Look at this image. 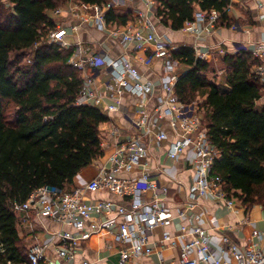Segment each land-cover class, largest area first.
I'll return each mask as SVG.
<instances>
[{
    "label": "built area",
    "instance_id": "2783aa9c",
    "mask_svg": "<svg viewBox=\"0 0 264 264\" xmlns=\"http://www.w3.org/2000/svg\"><path fill=\"white\" fill-rule=\"evenodd\" d=\"M144 2L148 14L138 16L142 22L140 25L136 21L123 26L109 22L107 13L118 6L116 2L103 5L70 2L53 10V16L60 19L54 18L56 25L49 30L45 41L58 45L59 49L74 47L70 63L80 69L84 77L77 104H91L104 111L114 112L123 108V96L126 93L138 96L140 101L139 108L129 109L125 114L134 126V135L120 142L106 162H92L96 164L98 174L89 182L63 191L43 186L33 191L26 201L12 203L13 209L20 215L21 237L26 233L33 237L27 260L20 264H76L83 242L100 234L110 239L106 248H119L121 263L139 256L161 255L165 242L174 238L169 231L164 233L160 241L153 240L151 235L156 227L169 224L175 216L168 205L171 184L160 178L165 167L160 164L155 170L151 169L149 143L161 144L167 140L165 130L157 128L158 121L165 116L170 118L172 127L180 133L170 144L168 159L176 160L189 147L195 151L191 162L193 180L178 216H188L198 200L209 195L229 208L234 209L237 203L246 208L242 199L229 195L223 187L222 178L213 173L221 151L203 128V116L197 110L196 103L184 104L180 101L176 84L181 76L178 72L181 62L173 56L177 47L167 36L154 31L150 14L155 13L156 0ZM219 16L216 10L209 13L197 10L194 19L187 21L182 29L197 32L199 23H203V31L211 33L217 28ZM88 27L103 31L107 38L120 36L123 43L136 42L139 47L143 41L154 44V49L142 61L150 65L156 59H162L168 76L163 83L164 94L157 97L152 113H147L144 106L154 94L153 83L143 80V73L130 55L112 57L107 53L89 54L92 50L85 43L69 40V35L75 36ZM233 27L237 28V25ZM43 42H36L35 47ZM243 49L259 59L260 63L254 68L264 83V46L248 47L241 44L236 51ZM197 56L207 61L210 59L208 52H199ZM102 74H106L108 79L103 81L101 88L94 87L98 76ZM104 97L109 101L103 103ZM121 131L120 124L112 126L113 134L119 135ZM132 173L136 175L127 176ZM177 185L183 188L184 183L178 180ZM99 191L123 198L125 203L93 197ZM47 220L60 227L51 229ZM245 222H251L248 216ZM68 226L74 230H69ZM252 236L263 238L264 233L255 229ZM177 237L182 239L179 244L180 264H264V251L257 242L244 247L224 235L222 246L217 251L207 229L189 225L182 226ZM8 263L16 264L12 261ZM81 264L91 262L83 259ZM160 264L168 263L161 259Z\"/></svg>",
    "mask_w": 264,
    "mask_h": 264
},
{
    "label": "trees",
    "instance_id": "16d2710c",
    "mask_svg": "<svg viewBox=\"0 0 264 264\" xmlns=\"http://www.w3.org/2000/svg\"><path fill=\"white\" fill-rule=\"evenodd\" d=\"M110 0H0V261L27 260L33 237L20 234L15 201L43 186L66 190L75 176L103 154L101 124L109 117L91 104H77L84 77L70 63L74 47L45 41L53 10L70 2L103 5ZM232 0H156L161 23L181 30L195 12L220 13L217 26H233ZM132 11L111 9L109 22L126 25ZM44 41L38 47L35 43ZM188 67L176 84L180 101L196 103L202 126L221 151L213 173L248 210L264 205V83L259 59L239 50L222 56L228 90L212 63L183 45L173 51ZM200 98H203L200 100ZM3 249V251H2Z\"/></svg>",
    "mask_w": 264,
    "mask_h": 264
},
{
    "label": "crops",
    "instance_id": "0c3cea01",
    "mask_svg": "<svg viewBox=\"0 0 264 264\" xmlns=\"http://www.w3.org/2000/svg\"><path fill=\"white\" fill-rule=\"evenodd\" d=\"M114 1L118 3L115 10L132 11L134 18L129 21L130 23L136 21L140 25L142 22L139 21L138 16L142 13L144 15L148 14L144 0ZM228 10L229 16L235 23L233 26L237 25V28L233 26H217L211 33L203 31V23H199V31L197 32H187L183 29L173 30L170 27L164 26L155 13L150 14V19L155 29L154 31L158 35L167 36L177 48L183 45H190L196 49L197 54L199 52L209 53L210 59L208 61L212 64V60L216 61V66L215 64L213 66L217 70H221L219 72V81L223 83L222 87L224 90H228L229 86L226 83V74H222L225 70L223 67L220 68L222 56L229 52H235L237 46L241 44L247 45L248 47H255L259 44L264 46V0H232V4ZM54 18L60 19L57 16ZM68 38L70 41L80 40L85 43V46H89L92 50L89 54L104 55L107 53L112 57L130 55L133 62L143 73V80L153 83L154 94L150 96L146 106H144L147 113L153 112L157 104V97L164 94L163 83L168 74L165 71V65L162 59H156L150 65L143 63L142 59L154 49L152 42L143 41L140 47L136 42L123 43L120 36L107 38L103 31L95 27H88L75 36L69 35ZM218 60L219 62H217ZM187 69L188 67L181 63L178 72L183 73ZM107 79L108 76L106 74L98 76L94 87L101 88L104 83L103 81ZM202 99L200 98V100ZM103 100V103L109 101L106 97ZM139 101L140 98L138 96L126 93L123 96V108L121 110L114 112L104 111L109 119L101 124L103 154L95 159L98 163L106 162L108 156L116 150L120 142L134 135V126L125 114L129 109L135 110L139 108ZM262 101L264 102V98ZM115 123L120 124L122 127L119 135L112 133V126ZM157 128L165 130L168 138L161 144L149 143V161L152 170H155L160 164L165 167V171L161 174L160 178L163 182H170L171 184V188L168 191V205L174 213L175 218L165 226L156 227L151 237L155 241H160L164 237V233L169 231L174 239L165 242L161 255L139 256L129 262L121 263L119 248L117 246L111 249L106 248L107 243L110 242L109 237L103 236L102 234L95 235L91 239L83 242L75 260L76 264H81L83 259H88L91 264H160L161 259L168 264H180L179 244L182 239L177 237V235L180 234L181 227L185 225L200 226L207 229L211 236L213 247L217 251L222 246L224 235L230 236L232 240L244 247L250 246L253 242H257L259 248L264 251V237L258 238L252 236V232L255 229L264 233V205L256 204L247 211L245 207L237 203L233 209L219 202L214 196L209 195L201 197L188 216H178L188 188L193 180L194 169L191 166V162L195 157V151L192 147H189L186 153L176 160H169L167 151L170 144L180 136V133L172 127L168 116L158 121ZM97 174L98 168L96 164L92 163L75 176L73 185L82 186ZM135 175V173L127 174V176ZM178 180L184 183L183 188H179L180 186L177 185ZM93 197L108 198L125 203L123 198L105 191L95 192ZM247 216L251 222H245ZM46 223L50 225L51 229L60 227L56 223H50L48 220ZM67 228L74 230L71 226Z\"/></svg>",
    "mask_w": 264,
    "mask_h": 264
},
{
    "label": "rangeland",
    "instance_id": "374dc122",
    "mask_svg": "<svg viewBox=\"0 0 264 264\" xmlns=\"http://www.w3.org/2000/svg\"><path fill=\"white\" fill-rule=\"evenodd\" d=\"M109 2H115L114 0H110ZM69 4V3H68ZM67 4V5H68ZM61 6H66V5H61ZM213 61V64H215V66H216V61H214V60H212ZM217 62H219V60L217 61ZM220 64V63H219ZM218 67V66H217ZM220 68H222V63H221V66H220ZM223 70V69H222ZM221 70H219V72H220ZM223 75H225L226 74V72L224 71L223 73H222ZM223 84V83H222ZM203 114V113H202ZM53 228H55V227H53ZM45 231V230H44Z\"/></svg>",
    "mask_w": 264,
    "mask_h": 264
}]
</instances>
